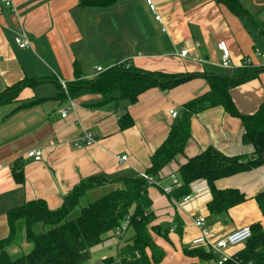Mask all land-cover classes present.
Returning a JSON list of instances; mask_svg holds the SVG:
<instances>
[{
    "label": "crops",
    "instance_id": "obj_1",
    "mask_svg": "<svg viewBox=\"0 0 264 264\" xmlns=\"http://www.w3.org/2000/svg\"><path fill=\"white\" fill-rule=\"evenodd\" d=\"M163 25L154 19L145 0H115L108 6H84L79 0H0V94L22 84L10 99L0 101V240L9 234L8 212L30 201L59 208L65 196L82 180L104 177L107 182L86 191L80 202L89 203L124 186L123 178L139 175L151 165V156L167 138L174 122L169 110L206 92L202 77L169 90L150 89L136 103L100 104L101 96L85 93L70 97L62 90L77 78L92 77L96 67L109 69L128 63L171 73L236 74L244 58L264 68V44L259 28L241 19L217 0H154ZM264 29V0H241ZM24 32L31 47L22 48L15 36ZM226 41L233 68L221 65L219 41ZM187 49L186 56L181 51ZM260 49L261 55L255 50ZM232 99L242 114L255 112L264 102V69L234 86ZM67 109V115L62 112ZM127 111L132 125L122 127ZM95 141L80 148L72 143L84 131ZM242 120L221 106L206 109L191 119V136L184 151L160 172L148 187L155 215L152 225L168 230L152 232L165 252L161 264H197L191 240L199 235L193 219L203 215L219 236L261 223L264 213L255 196L264 191V164L219 178L217 189H238L245 200L218 215L208 210L212 193L207 181L191 184V199L184 202L162 187L188 158L213 146L226 155H249L252 146L241 141ZM42 150V159L27 156ZM127 155L121 161L118 157ZM22 171L20 181L16 172ZM175 227L174 231H170ZM123 238L109 237L92 248L84 264L116 259ZM169 243H167V242ZM246 243V242H245ZM245 243L227 249L230 255ZM17 254L19 251H16ZM159 264V263H158Z\"/></svg>",
    "mask_w": 264,
    "mask_h": 264
},
{
    "label": "trees",
    "instance_id": "obj_2",
    "mask_svg": "<svg viewBox=\"0 0 264 264\" xmlns=\"http://www.w3.org/2000/svg\"><path fill=\"white\" fill-rule=\"evenodd\" d=\"M217 1L241 19L254 23L253 16L241 0ZM114 2L79 0L84 6H108ZM259 33L264 44V29L259 28ZM263 69L251 64L238 68L236 74H187L144 70L118 63L92 77H82L77 73V78L67 84V91L62 90L70 97L85 93L98 94L102 98L100 104L119 101L132 104L150 89L169 90L195 77L204 78L209 89L182 105L181 114L172 123L167 138L152 154L151 165L145 172L157 180L162 169L183 153L191 136L192 117L212 107H223L228 114L242 120L244 130L241 141L252 146V153L229 156L208 146L188 158L172 173L179 177L181 183L170 194L175 198L190 194L191 184L203 179L207 181L212 193L208 210L218 215L241 203L245 197L238 189H217L215 181L264 164V102L255 112L242 114L230 93L234 86L256 77ZM22 84L13 86L10 93L0 94V101L13 97ZM132 123L130 115L125 111L122 127H129ZM16 175L21 181L22 171L16 172ZM106 182V178L99 176L82 180L65 196L57 209H50L44 201H30L12 208L7 214L9 234L0 240V264H84L90 260L92 248L111 237V233L114 234L126 216H130L129 229L132 235L118 248V264H156L162 261L165 252L155 242L152 232L165 235L168 230L152 225L155 215L148 195L150 185L141 175L123 178L122 188H116L87 203L81 207L78 215L68 217L88 189ZM255 198L264 213V191ZM251 227L252 236L244 247L222 264H264V228L261 223ZM23 241L31 244V248L20 256H12L11 248L20 246ZM184 252L199 257L197 264H219L215 262L216 256L203 248L185 249Z\"/></svg>",
    "mask_w": 264,
    "mask_h": 264
},
{
    "label": "built area",
    "instance_id": "obj_3",
    "mask_svg": "<svg viewBox=\"0 0 264 264\" xmlns=\"http://www.w3.org/2000/svg\"><path fill=\"white\" fill-rule=\"evenodd\" d=\"M6 6L12 5L13 0H2ZM146 5L149 10L152 12L154 19L162 24V29L166 28L163 25V19L161 13L159 12L158 5L154 0H145ZM15 42L19 47L28 48L31 47V42L28 39L27 35L22 32L15 36ZM218 49L222 53V61L221 65L225 68L232 69V63L230 58V50L226 43V41H219L217 43ZM188 54V50L184 49L181 51V55L186 56ZM256 55H261L260 49L255 50ZM126 66H129L128 63H125ZM251 59L244 58L241 61V65L239 68H243L251 65ZM106 69L102 67H96L94 76L104 72ZM60 83L65 91H67V84L65 81L60 80ZM169 114L176 118L179 114V111L176 108H172L169 110ZM67 115V109L62 112V116L65 117ZM95 141V136L90 131L84 130L79 137L72 143V146L80 148L82 146L90 145ZM28 157L33 158L36 161L42 159V150L41 149H33L27 153ZM121 161L127 159V155H121L118 157ZM141 175L146 181L148 185H153L157 183V180L154 179L151 175L147 174L145 171L140 172ZM171 182L168 185L162 187L164 193L171 194L175 187L179 186L181 181L176 174H171L170 176ZM191 199V194H187L182 197L184 202L189 201ZM194 225L199 229V235L195 236L191 240V246L193 248H203L208 252L213 253L215 257V262L222 264L223 262L228 261L231 258V255L227 252V249L239 245L241 243H245L252 236V227L251 224H246L234 229L232 232L225 236H219L207 223V219L203 215H199L194 217L193 219ZM130 216H126L121 224L114 230V235L118 238H122L126 232L130 229ZM175 227H171L170 231H174ZM118 259H113V261L108 262L106 259H101L98 264H118Z\"/></svg>",
    "mask_w": 264,
    "mask_h": 264
},
{
    "label": "rangeland",
    "instance_id": "obj_4",
    "mask_svg": "<svg viewBox=\"0 0 264 264\" xmlns=\"http://www.w3.org/2000/svg\"><path fill=\"white\" fill-rule=\"evenodd\" d=\"M252 21L254 22V24H256V26L258 28H260L259 22L254 17H252ZM136 67H138V66H136ZM141 69H144V68H141ZM144 70H148V69H144ZM151 71H156V70H151ZM179 115H180V113L178 114V116ZM84 205H86V203L79 201L78 206L75 207V209L68 215V217L70 218V217H75L76 215H78L81 207ZM131 235H132V230L130 229L128 232H126V234L122 238L124 241H126L127 239H129L131 237ZM111 237L115 241L118 239V237H116L113 233H111ZM124 241H122V242H124ZM167 243H169V242H167ZM30 248H31V244H28L27 242L23 241V243L20 244V246H18V247L14 246L11 248V254H12V256L17 257L23 253H26ZM16 251H19L18 254ZM160 262L162 263V261H160ZM160 262H159V264H161ZM156 264H158V263H156Z\"/></svg>",
    "mask_w": 264,
    "mask_h": 264
}]
</instances>
